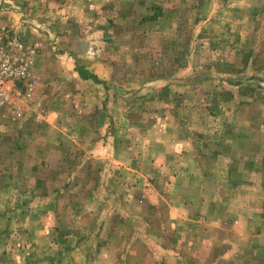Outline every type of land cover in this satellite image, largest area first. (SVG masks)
Instances as JSON below:
<instances>
[{"label": "rangeland", "instance_id": "374dc122", "mask_svg": "<svg viewBox=\"0 0 264 264\" xmlns=\"http://www.w3.org/2000/svg\"><path fill=\"white\" fill-rule=\"evenodd\" d=\"M0 27L36 49L0 264H264V0H0Z\"/></svg>", "mask_w": 264, "mask_h": 264}, {"label": "built area", "instance_id": "2783aa9c", "mask_svg": "<svg viewBox=\"0 0 264 264\" xmlns=\"http://www.w3.org/2000/svg\"><path fill=\"white\" fill-rule=\"evenodd\" d=\"M35 56L36 49L26 50L21 41L9 39L0 27V106L19 115L34 97L29 70Z\"/></svg>", "mask_w": 264, "mask_h": 264}, {"label": "crops", "instance_id": "0c3cea01", "mask_svg": "<svg viewBox=\"0 0 264 264\" xmlns=\"http://www.w3.org/2000/svg\"><path fill=\"white\" fill-rule=\"evenodd\" d=\"M257 188L259 189V192H261V190L263 189V187H261L259 184L257 185ZM242 189H247V187H242ZM185 206V205H184ZM216 209L218 208V202L216 201H210L208 202L206 201H200L198 203H195V209L196 211H199L200 213L206 210H210V211H214L212 208ZM197 212V213H199ZM201 216L197 217V225L194 228V231H196L195 235H194V240L195 241H199V242H211L214 239H216L217 233L215 232V228L217 222H215V218L216 217H209L208 219L203 217L204 215L201 213ZM190 221L188 223V227H189ZM218 225V224H217ZM242 238V237H241Z\"/></svg>", "mask_w": 264, "mask_h": 264}]
</instances>
